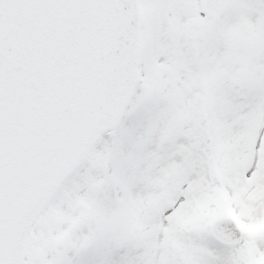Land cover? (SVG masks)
<instances>
[{
  "label": "snow or ice",
  "instance_id": "snow-or-ice-1",
  "mask_svg": "<svg viewBox=\"0 0 264 264\" xmlns=\"http://www.w3.org/2000/svg\"><path fill=\"white\" fill-rule=\"evenodd\" d=\"M0 264H264V0H0Z\"/></svg>",
  "mask_w": 264,
  "mask_h": 264
}]
</instances>
